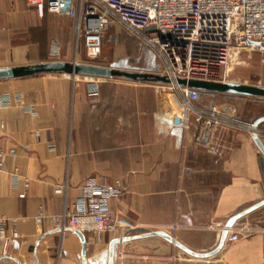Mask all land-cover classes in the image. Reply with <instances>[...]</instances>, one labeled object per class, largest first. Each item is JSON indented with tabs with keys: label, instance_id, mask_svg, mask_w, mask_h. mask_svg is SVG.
<instances>
[{
	"label": "crops",
	"instance_id": "1",
	"mask_svg": "<svg viewBox=\"0 0 264 264\" xmlns=\"http://www.w3.org/2000/svg\"><path fill=\"white\" fill-rule=\"evenodd\" d=\"M54 17L68 18L40 17L26 0H0V68L72 63L49 60L45 39L51 30L72 34L76 46L74 21L54 22ZM80 46L79 41L77 57ZM91 82L64 74L0 80V96L11 100L0 108V142L6 151L0 209L7 236L19 234L10 246L12 263L83 264L79 234L56 232L53 218L65 205L74 210L87 182L109 186L120 181L123 192L108 206L131 239L117 247L114 264H264V234L225 241L215 256L200 257L219 247L221 227L233 216L264 200L261 153L250 135L224 126L214 135L220 154H212L194 143L197 116L192 115L186 132L162 125L159 117L168 105L163 84L106 79L95 95ZM223 97L213 103L236 106L247 119V103ZM209 103L203 96L199 105ZM255 109L250 116H264ZM65 182L66 198L59 192ZM243 220L263 222L264 207ZM137 229L165 232L174 242L140 238ZM83 235L87 264H109L117 234Z\"/></svg>",
	"mask_w": 264,
	"mask_h": 264
},
{
	"label": "built area",
	"instance_id": "2",
	"mask_svg": "<svg viewBox=\"0 0 264 264\" xmlns=\"http://www.w3.org/2000/svg\"><path fill=\"white\" fill-rule=\"evenodd\" d=\"M40 17L46 13L62 15L74 21L76 42L82 41L87 57L96 60L102 54L104 36L112 27L127 32L153 50L161 60L157 75L168 81L163 84L168 100L160 115L162 125L188 131L192 115L199 125L194 143L212 154L219 155L214 144L215 133L224 126L247 132L264 144L261 125L243 120L236 106L218 103L199 105L204 94L189 87H181L178 80H198L227 83L229 68L240 52L252 43H264V0H26ZM155 31L148 32L149 28ZM92 80L93 92L98 94V83ZM10 96H0V108L10 105ZM10 153L15 155V149ZM6 151L0 142V173L6 169ZM18 169L15 170L17 172ZM28 180L26 185L28 186ZM86 194L79 198L71 210L64 206L62 213L54 216V230L62 235L73 230L84 234L92 232L99 239L105 232L117 234L118 246L129 237L124 222L113 213L108 200L122 194L121 182L100 185L89 181ZM68 183L59 186L67 196ZM21 194L20 198H24ZM238 220L227 230L226 242L235 243L254 234H264V221ZM19 234L6 233V218L0 209V264H13L10 246ZM119 255H122L121 253ZM62 254L59 253L58 258Z\"/></svg>",
	"mask_w": 264,
	"mask_h": 264
},
{
	"label": "rangeland",
	"instance_id": "3",
	"mask_svg": "<svg viewBox=\"0 0 264 264\" xmlns=\"http://www.w3.org/2000/svg\"><path fill=\"white\" fill-rule=\"evenodd\" d=\"M55 18V17H54ZM54 22H72L65 17L55 18ZM72 32V31H71ZM49 60L50 61H70L74 63L78 60L82 64H91L101 67L121 68L126 71L136 72H159L161 60L158 55L141 41L127 32L124 28L114 26L104 36V46L102 54L96 60L87 57L85 49L80 46L77 57V42L74 47L72 34H60L55 29L51 30L49 40ZM33 41L35 39L33 38ZM80 40V44H81ZM78 58V59H77ZM229 82L255 85L264 87V51L259 47H248L240 52L236 61H233L229 68ZM206 98L213 102L220 101L223 95L204 94ZM235 102L247 103V119L239 116L248 122H252L259 115L250 116L251 110L264 113V99L249 97H225ZM255 106V108H253ZM250 116V117H248Z\"/></svg>",
	"mask_w": 264,
	"mask_h": 264
},
{
	"label": "water",
	"instance_id": "4",
	"mask_svg": "<svg viewBox=\"0 0 264 264\" xmlns=\"http://www.w3.org/2000/svg\"><path fill=\"white\" fill-rule=\"evenodd\" d=\"M148 32L155 31V28H149ZM251 45L255 47L261 48L264 51V43H252ZM42 74H64L70 75L73 77H87L93 79H123L132 82H139V83H154V84H167L168 81L165 77H161L154 73H147V72H136V71H126L121 68H114V67H101L97 65L91 64H82V63H68V62H49V63H41L35 64L30 66L24 67H9V68H0V80H8V79H16V78H24ZM178 83L181 87H189L191 89H197L202 92L208 93H216V94H223V95H232V96H239V97H249V98H256V99H264V87L255 86V85H247L235 82H227V83H220V82H207V81H198V80H178ZM264 124V116L258 118L255 123L254 127L258 128L260 125ZM253 141L257 146L258 150L261 153L259 158L260 168L264 173V144L258 137H254ZM264 207V200L258 202L257 204L238 212L235 216H233L226 224V228L230 229L234 226V224L250 215L251 213L255 212ZM137 233L141 236L140 238L144 237H161L165 240L170 242H174L173 237L168 235L162 231L156 232H149L144 229H137ZM80 238L83 241L84 249H83V264H87V260L85 259L86 255V243L84 235L77 232ZM227 238V230L222 233V239L219 247L212 253L202 255L200 257H212L215 256L220 252L222 249L225 241ZM130 237L124 239V241L130 240ZM118 240H113L110 244L109 249V264H114V256L117 252L118 247Z\"/></svg>",
	"mask_w": 264,
	"mask_h": 264
},
{
	"label": "trees",
	"instance_id": "5",
	"mask_svg": "<svg viewBox=\"0 0 264 264\" xmlns=\"http://www.w3.org/2000/svg\"><path fill=\"white\" fill-rule=\"evenodd\" d=\"M216 94V93H215Z\"/></svg>",
	"mask_w": 264,
	"mask_h": 264
}]
</instances>
